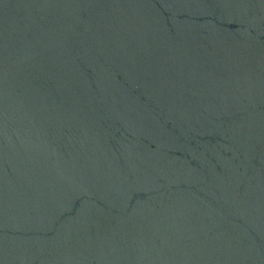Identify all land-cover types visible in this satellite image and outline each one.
Returning a JSON list of instances; mask_svg holds the SVG:
<instances>
[{"label": "water", "instance_id": "95a60500", "mask_svg": "<svg viewBox=\"0 0 264 264\" xmlns=\"http://www.w3.org/2000/svg\"><path fill=\"white\" fill-rule=\"evenodd\" d=\"M0 264H264V0H0Z\"/></svg>", "mask_w": 264, "mask_h": 264}]
</instances>
